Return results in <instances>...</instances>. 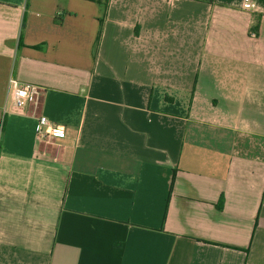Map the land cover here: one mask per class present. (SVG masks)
<instances>
[{
  "label": "crops",
  "instance_id": "1",
  "mask_svg": "<svg viewBox=\"0 0 264 264\" xmlns=\"http://www.w3.org/2000/svg\"><path fill=\"white\" fill-rule=\"evenodd\" d=\"M250 1L0 0V264H264Z\"/></svg>",
  "mask_w": 264,
  "mask_h": 264
},
{
  "label": "built area",
  "instance_id": "2",
  "mask_svg": "<svg viewBox=\"0 0 264 264\" xmlns=\"http://www.w3.org/2000/svg\"><path fill=\"white\" fill-rule=\"evenodd\" d=\"M256 5L250 0H243L242 9L245 11H254ZM42 89L34 84L21 83L15 79L8 81V97L11 101L13 111L22 112L28 106L37 104ZM36 139L40 142H48L50 137L64 138L66 129L63 126L54 125L45 117H40L36 128Z\"/></svg>",
  "mask_w": 264,
  "mask_h": 264
},
{
  "label": "trees",
  "instance_id": "3",
  "mask_svg": "<svg viewBox=\"0 0 264 264\" xmlns=\"http://www.w3.org/2000/svg\"><path fill=\"white\" fill-rule=\"evenodd\" d=\"M88 1H91V2H97V1H99V0H88ZM24 22H25V21H23V23H22V29L24 28Z\"/></svg>",
  "mask_w": 264,
  "mask_h": 264
}]
</instances>
